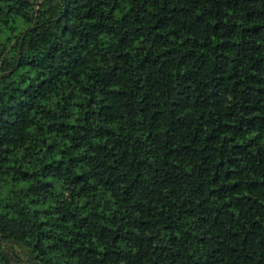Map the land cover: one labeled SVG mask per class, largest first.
<instances>
[{
	"label": "trees",
	"instance_id": "1",
	"mask_svg": "<svg viewBox=\"0 0 264 264\" xmlns=\"http://www.w3.org/2000/svg\"><path fill=\"white\" fill-rule=\"evenodd\" d=\"M0 264H264V0H0Z\"/></svg>",
	"mask_w": 264,
	"mask_h": 264
},
{
	"label": "rangeland",
	"instance_id": "2",
	"mask_svg": "<svg viewBox=\"0 0 264 264\" xmlns=\"http://www.w3.org/2000/svg\"><path fill=\"white\" fill-rule=\"evenodd\" d=\"M8 58H5L4 61L2 62L3 64H5V60H7Z\"/></svg>",
	"mask_w": 264,
	"mask_h": 264
}]
</instances>
